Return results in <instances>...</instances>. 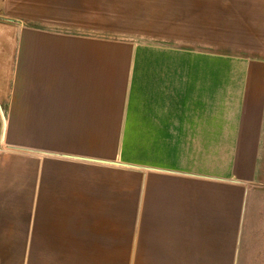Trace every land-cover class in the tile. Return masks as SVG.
Returning a JSON list of instances; mask_svg holds the SVG:
<instances>
[{"label": "crops", "instance_id": "1", "mask_svg": "<svg viewBox=\"0 0 264 264\" xmlns=\"http://www.w3.org/2000/svg\"><path fill=\"white\" fill-rule=\"evenodd\" d=\"M2 27L0 264H238L264 246V59L175 30L26 25L2 44Z\"/></svg>", "mask_w": 264, "mask_h": 264}, {"label": "rangeland", "instance_id": "2", "mask_svg": "<svg viewBox=\"0 0 264 264\" xmlns=\"http://www.w3.org/2000/svg\"><path fill=\"white\" fill-rule=\"evenodd\" d=\"M0 24L2 44L26 25L129 43L175 30L191 35L196 46L208 43L211 51L264 59V0H0ZM6 94L4 89L0 152ZM241 258L238 264H264V246L243 245Z\"/></svg>", "mask_w": 264, "mask_h": 264}]
</instances>
